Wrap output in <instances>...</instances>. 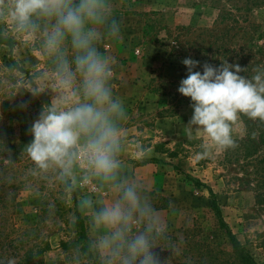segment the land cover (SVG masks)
Segmentation results:
<instances>
[{"label": "rangeland", "instance_id": "1", "mask_svg": "<svg viewBox=\"0 0 264 264\" xmlns=\"http://www.w3.org/2000/svg\"><path fill=\"white\" fill-rule=\"evenodd\" d=\"M119 39L98 45L112 62L113 94L124 104L121 122L125 172L134 178L167 227L153 252L160 264H240L235 236L264 263V121L240 115L235 148L202 157L203 134L186 128L192 101L178 92L185 58L238 64L251 78L264 69V2L253 0H110ZM241 7V9H237ZM4 38V37H3ZM0 42V260L16 264H74L90 238L79 212L91 186L66 196L52 178L34 177L23 151L51 89L33 97L19 82L45 70V58L15 33ZM18 70L11 71L10 69ZM195 130V126H193ZM107 195V194H106ZM111 198V197H109ZM221 214L217 212L218 207ZM79 216L84 223L78 222ZM160 246V247H159ZM43 250L37 253L38 250ZM33 257L26 261L28 251ZM82 264H96L84 256Z\"/></svg>", "mask_w": 264, "mask_h": 264}, {"label": "clouds", "instance_id": "2", "mask_svg": "<svg viewBox=\"0 0 264 264\" xmlns=\"http://www.w3.org/2000/svg\"><path fill=\"white\" fill-rule=\"evenodd\" d=\"M9 32L45 58V70L27 74L19 90L33 97L49 89L54 93L23 150L34 165L31 175L56 180L66 196L86 186L94 193L77 202L91 235L86 251L77 249L74 264H82L84 256L96 264H160L153 249L167 239V227L141 185L125 172L121 122L126 111L113 94L112 62L98 47L105 37L121 35L110 0H0V37ZM182 63L188 75L178 92L191 99L194 110L186 128L209 140L202 157L212 148L237 146L232 132L240 115L264 121V69L248 78L239 75L245 69L227 61L218 68L205 63L203 73L193 71L199 61Z\"/></svg>", "mask_w": 264, "mask_h": 264}, {"label": "trees", "instance_id": "3", "mask_svg": "<svg viewBox=\"0 0 264 264\" xmlns=\"http://www.w3.org/2000/svg\"><path fill=\"white\" fill-rule=\"evenodd\" d=\"M220 1V0H219ZM264 2V0H253V3H262ZM237 9H241V7H237ZM5 39L3 37H0V42H4ZM218 207V206H217ZM217 212L219 214H221V209L218 207L217 208ZM77 223H80V224H83L84 221L83 219L79 216L78 218V222ZM232 244L234 246V249L237 253V257H238V261L240 262V264H264V263H261L259 261H257L249 252L248 250L241 244V242L235 237L232 235ZM5 244H2L1 243V246H0V252L2 253L3 252V248H4ZM43 250H38L37 253H41ZM33 257V250L31 251H28L27 253V257H26V261H29L31 260V258ZM25 260H22L21 262H18V264H23Z\"/></svg>", "mask_w": 264, "mask_h": 264}]
</instances>
